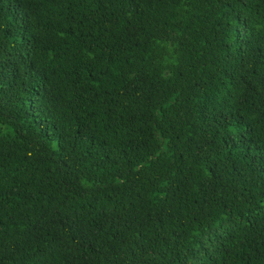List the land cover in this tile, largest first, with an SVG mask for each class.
<instances>
[{
  "label": "trees",
  "instance_id": "1",
  "mask_svg": "<svg viewBox=\"0 0 264 264\" xmlns=\"http://www.w3.org/2000/svg\"><path fill=\"white\" fill-rule=\"evenodd\" d=\"M0 264H264V0H0Z\"/></svg>",
  "mask_w": 264,
  "mask_h": 264
}]
</instances>
